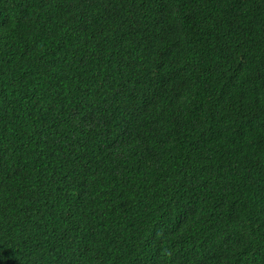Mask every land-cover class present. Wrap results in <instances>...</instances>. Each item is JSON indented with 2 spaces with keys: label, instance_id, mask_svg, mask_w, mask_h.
Wrapping results in <instances>:
<instances>
[{
  "label": "trees",
  "instance_id": "1",
  "mask_svg": "<svg viewBox=\"0 0 264 264\" xmlns=\"http://www.w3.org/2000/svg\"><path fill=\"white\" fill-rule=\"evenodd\" d=\"M0 264H264V0H0Z\"/></svg>",
  "mask_w": 264,
  "mask_h": 264
}]
</instances>
